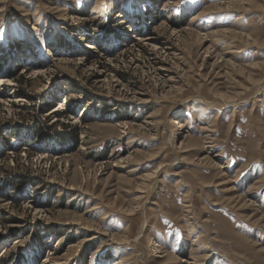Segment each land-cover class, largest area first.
<instances>
[{
  "label": "rangeland",
  "instance_id": "obj_1",
  "mask_svg": "<svg viewBox=\"0 0 264 264\" xmlns=\"http://www.w3.org/2000/svg\"><path fill=\"white\" fill-rule=\"evenodd\" d=\"M0 264H264V0H0Z\"/></svg>",
  "mask_w": 264,
  "mask_h": 264
},
{
  "label": "trees",
  "instance_id": "obj_2",
  "mask_svg": "<svg viewBox=\"0 0 264 264\" xmlns=\"http://www.w3.org/2000/svg\"><path fill=\"white\" fill-rule=\"evenodd\" d=\"M72 129H73V128H70L69 131L67 132L68 138H69L70 136H74V137H75V135L73 134L74 132L72 131Z\"/></svg>",
  "mask_w": 264,
  "mask_h": 264
},
{
  "label": "bare ground",
  "instance_id": "obj_3",
  "mask_svg": "<svg viewBox=\"0 0 264 264\" xmlns=\"http://www.w3.org/2000/svg\"><path fill=\"white\" fill-rule=\"evenodd\" d=\"M183 125H184L183 122H181V123L179 124V126H183ZM49 252H50V250H49ZM49 252H48V253H49ZM49 254H50V253H49ZM49 254H48V255H49Z\"/></svg>",
  "mask_w": 264,
  "mask_h": 264
}]
</instances>
